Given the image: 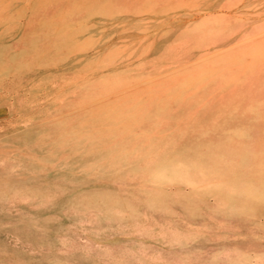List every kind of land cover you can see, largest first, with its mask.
Segmentation results:
<instances>
[{"label": "rangeland", "instance_id": "374dc122", "mask_svg": "<svg viewBox=\"0 0 264 264\" xmlns=\"http://www.w3.org/2000/svg\"><path fill=\"white\" fill-rule=\"evenodd\" d=\"M0 145V264H261L264 0H0Z\"/></svg>", "mask_w": 264, "mask_h": 264}, {"label": "bare ground", "instance_id": "6f19581e", "mask_svg": "<svg viewBox=\"0 0 264 264\" xmlns=\"http://www.w3.org/2000/svg\"><path fill=\"white\" fill-rule=\"evenodd\" d=\"M64 138H62L61 142V151L64 152L63 159L61 161H94L96 157H98L102 161H109L108 164L110 167H113L116 165L113 161V158L111 154L104 153L101 151H94L93 149L87 148V144L80 143V141L77 138H69L68 141H63ZM28 150L34 151L35 146L34 143V137L28 140ZM1 146V145H0ZM2 148L5 146L2 145ZM19 147V146H18ZM34 148V149H33ZM4 150L2 149L1 152ZM13 154V153H12ZM24 159L33 161V158H36V155H30V153L21 154ZM95 157V158H94ZM42 159L44 161H52L53 158L51 157V151L49 153H46L42 155ZM230 161L234 160L233 158H229ZM78 164V163H77ZM92 164L88 163L85 167L86 169L91 170L90 168ZM21 171L20 165L17 164L14 166V164H9L8 159L5 157L0 158V201L4 203L7 199V196H24L22 194L23 190L25 189L27 185L22 182V180L19 178V172ZM71 182H62L61 185H58L57 193L60 195H71L74 193L72 191V188L70 187ZM103 192V191H102ZM27 197L34 198V196H30L27 194ZM100 198L105 202L104 205H108L111 208L121 209L122 210H128L132 211L135 210V207L128 204L127 202L123 201L121 204L117 202L116 199H113L110 195L102 193L100 195ZM50 202L48 200L47 205H49ZM3 210H0V230L3 231L9 226H14L17 224L16 221L13 220L8 214L1 213ZM23 224L20 226H17L16 229L13 231L26 236L28 239L34 238V233L36 232V223L35 221L30 217V215H26V219ZM175 236H172L170 239L173 241L174 244H177L178 247H183L184 242L180 241L177 237L173 238ZM180 237V236H179ZM261 252V251H260ZM262 253V252H261ZM4 256L0 252V258ZM5 259V258H3ZM217 261L214 264H225V261L222 257L219 259H216ZM261 264H264L262 261Z\"/></svg>", "mask_w": 264, "mask_h": 264}]
</instances>
